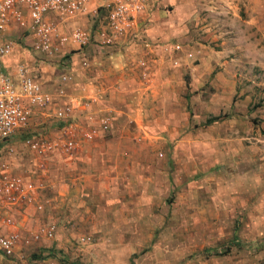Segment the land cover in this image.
I'll use <instances>...</instances> for the list:
<instances>
[{
    "label": "rangeland",
    "instance_id": "1",
    "mask_svg": "<svg viewBox=\"0 0 264 264\" xmlns=\"http://www.w3.org/2000/svg\"><path fill=\"white\" fill-rule=\"evenodd\" d=\"M116 4L127 7L130 25L125 37L106 42L101 32L111 35L104 17ZM81 14L58 31L83 32V44L75 45L80 50L119 49L115 64L139 72L147 60L138 52L156 49V97L166 100L156 106V136L119 137L145 151L136 155L150 160L152 167L142 170L151 177L145 186L131 179L112 186L110 194L120 200L108 226H97L82 211L74 186L63 196L36 187L31 201L8 216L16 228L14 254L32 261L51 252L65 264H264V0H110L94 7L79 26ZM23 40L13 38L7 57L29 68L32 79L38 65L57 71L72 64V48L44 55ZM137 71L135 77L142 79ZM53 76L58 79L60 72ZM56 85L46 90L38 84L51 106L34 111L28 127L0 147V166L33 185L41 177L39 158L23 140L58 143L70 138V130L77 136L66 123L88 128L77 115L68 121L52 117L72 99L71 91ZM101 100L103 109L104 96ZM118 104L111 107L121 109ZM82 111L85 116L86 108ZM211 116L220 120L205 125ZM109 117L118 131L124 122L112 112ZM99 122H93L96 129ZM109 132L98 130L93 139L104 144ZM91 188L88 205L95 207L103 199L93 196L101 197L105 188ZM145 188L148 207L137 201Z\"/></svg>",
    "mask_w": 264,
    "mask_h": 264
},
{
    "label": "crops",
    "instance_id": "2",
    "mask_svg": "<svg viewBox=\"0 0 264 264\" xmlns=\"http://www.w3.org/2000/svg\"><path fill=\"white\" fill-rule=\"evenodd\" d=\"M109 1L90 0L89 4L86 5V11L82 12L78 18L79 22L75 24L82 26V21L87 19L86 17H89V15H93L94 7L106 5ZM14 35V39H20V34L16 32ZM27 39L24 38L23 41ZM93 39L100 41L95 36ZM130 40L132 41L133 39ZM116 43L120 44L117 41ZM76 47L73 43L72 45L71 43H66L57 49V51L74 49L70 55L72 64L60 67L57 71L53 70L57 67L48 68L45 65H38L39 70L34 69L33 71V76L35 77L33 81H37L36 83L42 89H52L55 88L54 84H57L56 90L57 88H62L71 91L72 99L76 100L80 104V107L82 106L80 110L74 111L71 118L77 115L79 124H85L88 128L94 129H96L94 124L98 120H105L110 130V137L104 144H98V140H95L98 137L96 133L97 137L95 139L89 141L80 139L81 141H79L69 156L65 157L57 151L55 154H50V156H46L45 158H39L36 162V168L40 172L41 177L39 180L36 178L34 186L39 189L51 187L52 191L56 192L57 195L70 194L73 192L70 188L74 186L76 189L73 188L76 191L74 194H76L75 196L78 195L80 206H83L82 211L88 214L91 221L94 219L97 226H100V224L101 226H108V224L111 225L112 223L111 217L113 216V212L115 213L114 208H116V205H114V202L120 200L118 196L110 194L111 189H113L112 186L125 179H128V181L130 179V181L134 180L145 186L143 181H147L151 177L150 173L146 174L142 170L145 167H152L150 160L145 159L144 154L142 158H138L136 155L138 153H145V151L138 146L134 148L132 145L122 144L120 138L127 140L130 137H144V135L156 136V106L160 108V105L165 104L166 100L156 97V73H158V70H156V49H151L152 46L147 50H140L138 52L139 57L146 58L147 60L140 67L139 72L135 66H128L129 64H127V69L124 70L122 65L115 64L120 58L119 49L101 46L98 50L91 47L90 51L88 48L80 50ZM11 59L13 58L10 56L4 59L3 68L13 72L17 60L11 63ZM127 71H132V74H126L124 78V72ZM136 71L142 79L135 77ZM58 72H60V76L57 79L53 74ZM61 78L63 80L61 85H59ZM164 78L165 81L169 79L167 75ZM102 96H104L103 109L100 108ZM172 99L174 101V98ZM116 102L122 105L121 109L119 104L118 109L111 107ZM82 108H86L87 114L85 116H83L84 112ZM110 112L119 117V119L115 117L117 121L124 122L121 123L118 131L114 120L112 117H109ZM170 112L168 111L167 113L170 114ZM101 116L102 118L98 119ZM160 119L163 120L162 118H158V120ZM124 120L127 122L126 124ZM66 124H68L70 129L75 128L77 134L84 130L82 127L78 128L77 122H75V125L72 123ZM165 130H167L166 127ZM83 145L85 146L82 148ZM67 175H70L71 179H67ZM94 184L103 185L105 188L101 197L93 196L103 199L102 203L95 207L88 205V201L92 200L87 195ZM108 190L110 191L108 192ZM143 191L144 194H141L137 201H143L145 207H148L149 204L147 202H151V199H149L146 193L148 192L147 188Z\"/></svg>",
    "mask_w": 264,
    "mask_h": 264
},
{
    "label": "built area",
    "instance_id": "3",
    "mask_svg": "<svg viewBox=\"0 0 264 264\" xmlns=\"http://www.w3.org/2000/svg\"><path fill=\"white\" fill-rule=\"evenodd\" d=\"M89 1L0 0V147L28 127L34 111L42 112L52 104L50 96L40 90L25 65L16 64L13 72L3 68V61L14 46V33L19 31L23 38L30 40L33 53L50 55L66 43L79 46L83 44L85 36L78 28L71 30L68 36L59 34L58 31L61 24L81 14ZM104 19L105 30L111 35L106 37L104 31L101 32L104 41L125 37L130 25L125 5H114L107 11ZM81 107L76 100L69 99L67 105L55 108L52 117L56 121H68L74 111ZM107 129V122L101 120L99 128L89 127L77 136L70 130V138L58 143L40 138L23 141L28 151L38 158H45L57 151L66 157L77 145L75 137L89 141L96 136L98 130ZM23 178L7 174L3 166H0V229L5 230L0 235V264H61L62 258L51 252L45 253L48 257L44 259L32 261H24L21 256L14 254L18 242L16 228L14 229L8 216L28 204L36 190L32 183Z\"/></svg>",
    "mask_w": 264,
    "mask_h": 264
},
{
    "label": "trees",
    "instance_id": "4",
    "mask_svg": "<svg viewBox=\"0 0 264 264\" xmlns=\"http://www.w3.org/2000/svg\"><path fill=\"white\" fill-rule=\"evenodd\" d=\"M218 120H220V116H211V117H209L207 120H205V125H209V124H211V123H213V122H216V121H218ZM53 254V253H52ZM45 257H48V255H41V257L40 258H45ZM61 264H65L64 263V261H62L61 262ZM69 264V263H68ZM73 264V263H72Z\"/></svg>",
    "mask_w": 264,
    "mask_h": 264
}]
</instances>
